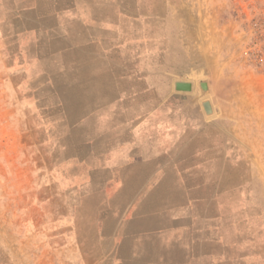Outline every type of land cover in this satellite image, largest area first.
Returning a JSON list of instances; mask_svg holds the SVG:
<instances>
[{
	"label": "crops",
	"instance_id": "1",
	"mask_svg": "<svg viewBox=\"0 0 264 264\" xmlns=\"http://www.w3.org/2000/svg\"><path fill=\"white\" fill-rule=\"evenodd\" d=\"M168 4L0 0L7 108L47 140L41 182L80 202L91 264H264V240L222 188L217 137L195 134L201 112L175 89L194 84L155 68Z\"/></svg>",
	"mask_w": 264,
	"mask_h": 264
},
{
	"label": "rangeland",
	"instance_id": "2",
	"mask_svg": "<svg viewBox=\"0 0 264 264\" xmlns=\"http://www.w3.org/2000/svg\"><path fill=\"white\" fill-rule=\"evenodd\" d=\"M168 5L155 68L194 84L189 95L201 112L195 134L217 137L218 174L234 199L235 218L243 217L251 240L253 233L264 240V49L250 38L264 0H169ZM183 70L185 77L174 76ZM203 82L209 86L205 93ZM6 92L0 84V264H91L93 251L82 249V219L73 209L80 202L65 195L59 179L42 184L49 178L45 166H51L47 140L33 137L34 127L19 120L20 111L7 108L17 96ZM206 101L210 115L203 109Z\"/></svg>",
	"mask_w": 264,
	"mask_h": 264
},
{
	"label": "built area",
	"instance_id": "3",
	"mask_svg": "<svg viewBox=\"0 0 264 264\" xmlns=\"http://www.w3.org/2000/svg\"><path fill=\"white\" fill-rule=\"evenodd\" d=\"M250 29H251L250 38L252 40L251 42L259 46L260 51H261V49H264V10L251 23ZM257 58L261 59V57H258V56Z\"/></svg>",
	"mask_w": 264,
	"mask_h": 264
},
{
	"label": "water",
	"instance_id": "4",
	"mask_svg": "<svg viewBox=\"0 0 264 264\" xmlns=\"http://www.w3.org/2000/svg\"><path fill=\"white\" fill-rule=\"evenodd\" d=\"M200 86L204 93L209 90V86L206 82L201 83ZM175 89L178 92L190 93L193 90V85L191 83H186V82H177L175 84ZM202 105L207 115L213 113L212 105L209 101L204 102Z\"/></svg>",
	"mask_w": 264,
	"mask_h": 264
}]
</instances>
